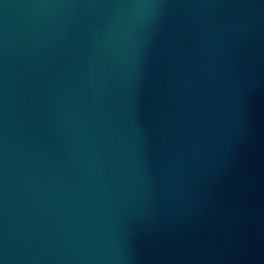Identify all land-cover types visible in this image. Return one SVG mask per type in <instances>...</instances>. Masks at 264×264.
<instances>
[{
    "label": "water",
    "instance_id": "1",
    "mask_svg": "<svg viewBox=\"0 0 264 264\" xmlns=\"http://www.w3.org/2000/svg\"><path fill=\"white\" fill-rule=\"evenodd\" d=\"M0 264H264V0H0Z\"/></svg>",
    "mask_w": 264,
    "mask_h": 264
}]
</instances>
